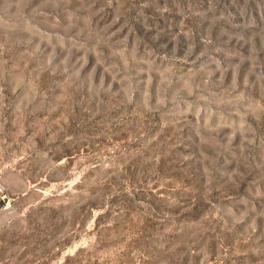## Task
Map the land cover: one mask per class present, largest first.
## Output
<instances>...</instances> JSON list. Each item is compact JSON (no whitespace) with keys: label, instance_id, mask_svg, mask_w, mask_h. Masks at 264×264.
<instances>
[{"label":"rangeland","instance_id":"1","mask_svg":"<svg viewBox=\"0 0 264 264\" xmlns=\"http://www.w3.org/2000/svg\"><path fill=\"white\" fill-rule=\"evenodd\" d=\"M0 264H264V0H0Z\"/></svg>","mask_w":264,"mask_h":264}]
</instances>
